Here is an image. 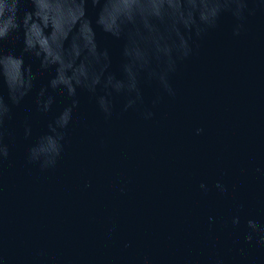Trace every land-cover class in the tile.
I'll list each match as a JSON object with an SVG mask.
<instances>
[{"label": "water", "instance_id": "water-1", "mask_svg": "<svg viewBox=\"0 0 264 264\" xmlns=\"http://www.w3.org/2000/svg\"><path fill=\"white\" fill-rule=\"evenodd\" d=\"M0 264H264V0H0Z\"/></svg>", "mask_w": 264, "mask_h": 264}, {"label": "clouds", "instance_id": "clouds-1", "mask_svg": "<svg viewBox=\"0 0 264 264\" xmlns=\"http://www.w3.org/2000/svg\"><path fill=\"white\" fill-rule=\"evenodd\" d=\"M209 26H212V25H209ZM233 34L238 36L240 34V28L238 27L237 29H235ZM201 35H202L201 31L196 32L197 37H201ZM195 52H196V49H195L193 41L190 40V41L184 42V43H182L181 48H180L179 59L180 60L189 59L195 54ZM177 67H178V62L176 60H173L163 70V76H164L165 81H166L164 88L169 93H172V88H171V84H170V77L177 71ZM172 94H174V93H172ZM128 107H131V103L125 107V110H127ZM102 110L105 111L106 117L111 116V112L109 110L103 109V108H102ZM152 115H154V114L151 112L148 113V117H151Z\"/></svg>", "mask_w": 264, "mask_h": 264}]
</instances>
